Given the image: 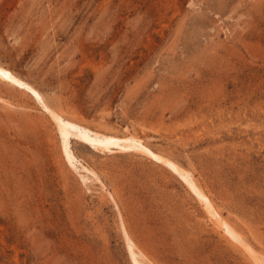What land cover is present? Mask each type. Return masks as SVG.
<instances>
[{
  "label": "rangeland",
  "instance_id": "1",
  "mask_svg": "<svg viewBox=\"0 0 264 264\" xmlns=\"http://www.w3.org/2000/svg\"><path fill=\"white\" fill-rule=\"evenodd\" d=\"M0 62L188 169L250 247L139 153L72 140L101 181L84 182L48 114L0 81V264H133L122 221L154 264L264 260V0H0Z\"/></svg>",
  "mask_w": 264,
  "mask_h": 264
},
{
  "label": "bare ground",
  "instance_id": "2",
  "mask_svg": "<svg viewBox=\"0 0 264 264\" xmlns=\"http://www.w3.org/2000/svg\"><path fill=\"white\" fill-rule=\"evenodd\" d=\"M0 81L11 85L12 87L14 86L28 92L35 102L40 106V108L46 114H48L51 121L55 125L60 152L63 159L71 168L76 170L79 168L84 171V174H81V178L84 182L89 176L92 177L93 180L99 182L101 181L98 177L99 174H97L96 171L82 163L81 159L74 150L73 142L79 143L89 150L91 149L101 153L135 152L144 155L153 161L164 165L173 174H175L195 195L198 201L207 210L208 214H210L212 218H215L214 220H216V222L219 224L222 231L232 240L241 243L250 249V247L243 241L240 233L226 219L220 217L218 212L215 210L211 199L194 180L192 173L188 169L178 164L175 160L153 149L147 142H145L143 138L134 133L119 135L112 132L101 131L97 128L94 129L88 124L79 121L80 119L77 120L73 117L67 116V113L64 114L53 103L54 101L52 102L48 100L46 95H43V93L34 84L1 62ZM77 163H79L80 166H78ZM121 225L132 263L154 264L135 244L127 232L123 221ZM253 258L256 260V264H264V260L257 257L256 255H254Z\"/></svg>",
  "mask_w": 264,
  "mask_h": 264
}]
</instances>
